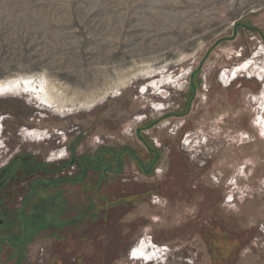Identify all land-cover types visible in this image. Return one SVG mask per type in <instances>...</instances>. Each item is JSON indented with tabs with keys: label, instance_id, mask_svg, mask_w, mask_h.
Listing matches in <instances>:
<instances>
[{
	"label": "rangeland",
	"instance_id": "rangeland-1",
	"mask_svg": "<svg viewBox=\"0 0 264 264\" xmlns=\"http://www.w3.org/2000/svg\"><path fill=\"white\" fill-rule=\"evenodd\" d=\"M263 67L264 0H0V136L108 167L39 188L35 261L264 264Z\"/></svg>",
	"mask_w": 264,
	"mask_h": 264
},
{
	"label": "flooded vegetation",
	"instance_id": "flooded-vegetation-1",
	"mask_svg": "<svg viewBox=\"0 0 264 264\" xmlns=\"http://www.w3.org/2000/svg\"><path fill=\"white\" fill-rule=\"evenodd\" d=\"M2 122L5 124V119H0V128L4 129ZM30 134L39 137L37 132ZM138 137L144 140L141 135ZM9 144L6 137L0 136V264H39L34 257L39 250L36 248L39 236L44 235L39 226L43 223L44 226L54 227L57 221L54 210L44 213L41 219L38 213L25 211L26 208L33 209L41 199L38 197L39 188L59 186L64 181L72 183L84 178L87 171H107L108 167L103 165L102 148H97L91 155H75L70 145L62 144L61 140L51 144L46 151L24 148L20 143L14 149ZM146 146L149 152L153 151L148 143ZM144 171L150 173L151 169ZM45 172L58 174L46 179L40 174ZM55 199V196L51 198L50 206L55 205ZM47 235L54 243L55 234ZM40 250L45 252L43 247ZM53 257L54 253L48 261Z\"/></svg>",
	"mask_w": 264,
	"mask_h": 264
},
{
	"label": "bare ground",
	"instance_id": "bare-ground-1",
	"mask_svg": "<svg viewBox=\"0 0 264 264\" xmlns=\"http://www.w3.org/2000/svg\"><path fill=\"white\" fill-rule=\"evenodd\" d=\"M262 70H264V67L262 68ZM262 72H263V71H262ZM0 85H1V84H0ZM26 85H28V84H26ZM26 85H25V86H26ZM29 87H31V86H29ZM24 88H25V87H24ZM0 89H1V88H0ZM27 89H28V87H27ZM23 90H24V89H23ZM25 90H26V89H25ZM33 90H34V89H33ZM0 92H1V91H0ZM2 92H3V91H2ZM31 92H32V91H31ZM31 92H30V94L33 95V94H32L33 92H32V93H31ZM41 92H44V91H41ZM7 93H8V92H7ZM46 93H47V91H46ZM43 95H44V93H43ZM43 95L41 96L40 93L38 92V97H39L41 100H44L45 102L48 103V100H47L46 97H44ZM45 95L47 96L48 94H45ZM49 98H50V97H49Z\"/></svg>",
	"mask_w": 264,
	"mask_h": 264
},
{
	"label": "snow or ice",
	"instance_id": "snow-or-ice-1",
	"mask_svg": "<svg viewBox=\"0 0 264 264\" xmlns=\"http://www.w3.org/2000/svg\"><path fill=\"white\" fill-rule=\"evenodd\" d=\"M141 256H142V253H141ZM133 258L138 259V258H141V257H140V256H137V255H136V252L134 251V252H133Z\"/></svg>",
	"mask_w": 264,
	"mask_h": 264
}]
</instances>
